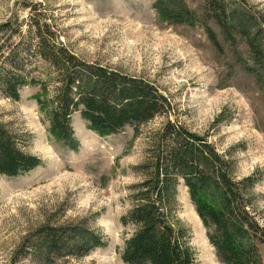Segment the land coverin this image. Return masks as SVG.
<instances>
[{"label":"rangeland","instance_id":"374dc122","mask_svg":"<svg viewBox=\"0 0 264 264\" xmlns=\"http://www.w3.org/2000/svg\"><path fill=\"white\" fill-rule=\"evenodd\" d=\"M159 1L0 0V25L11 20L25 30L32 16L45 20L73 54L155 84L171 104L168 116L108 136L91 131L77 113L72 128L78 148L72 150L50 133L49 107L39 103L54 97L52 86L43 91L50 76L42 64L40 84L23 88L19 101L0 94V124L22 152L41 160L24 176L0 177V264H126L122 254L137 229L122 218L135 205L143 167L167 119L227 157L237 181L254 177L251 210L264 226V85L247 68L253 63L246 40L237 33L230 37L209 18L208 0H178L196 18L193 24L164 19ZM226 1L264 20V0ZM169 221L186 233L194 264H224L183 181L173 194ZM63 226L92 231L107 246L85 257L48 258L38 233Z\"/></svg>","mask_w":264,"mask_h":264},{"label":"trees","instance_id":"16d2710c","mask_svg":"<svg viewBox=\"0 0 264 264\" xmlns=\"http://www.w3.org/2000/svg\"><path fill=\"white\" fill-rule=\"evenodd\" d=\"M208 7L209 18L226 34L237 33L246 40L253 63L247 68L264 85V20L231 7L226 0H208ZM157 8L173 23L196 20L178 0H160ZM27 25L25 30L11 20L0 25V94L19 101L23 88L40 84L37 73L42 66L50 76L43 91L47 94L52 86L54 97L39 103L43 109L49 107L50 133L67 148H78L72 128L77 113L101 136L119 134L127 127L136 130L171 113L170 102L155 84L84 61L59 41L45 20L32 16ZM206 31L220 48L215 33L209 27ZM16 36L19 41L13 43ZM40 165L41 160L22 152L16 138L0 124V177L24 176ZM143 169L146 177L136 187L135 205L122 218L124 225L137 229L126 242L124 263L194 264L186 233L169 221L173 194L183 181L220 260L224 264H264L260 249L264 226L252 213L249 193L255 179L237 181L230 161L204 137L167 119L152 160ZM38 236L48 258L85 257L107 246L102 236L78 226L44 227Z\"/></svg>","mask_w":264,"mask_h":264}]
</instances>
